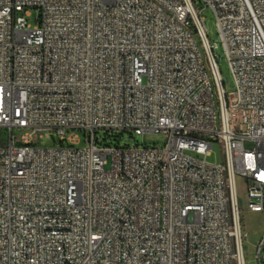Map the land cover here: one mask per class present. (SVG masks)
<instances>
[{
  "label": "built area",
  "instance_id": "1",
  "mask_svg": "<svg viewBox=\"0 0 264 264\" xmlns=\"http://www.w3.org/2000/svg\"><path fill=\"white\" fill-rule=\"evenodd\" d=\"M199 1L231 92L194 0H0V264H246L237 177L264 212V0ZM99 129L165 141L102 146ZM255 245L264 264V233Z\"/></svg>",
  "mask_w": 264,
  "mask_h": 264
},
{
  "label": "rangeland",
  "instance_id": "2",
  "mask_svg": "<svg viewBox=\"0 0 264 264\" xmlns=\"http://www.w3.org/2000/svg\"><path fill=\"white\" fill-rule=\"evenodd\" d=\"M197 9H201L200 13L204 18V23L207 28V34L209 36L211 43H216L217 48L215 49L216 59L219 65L222 79L224 81V87L227 92H231L235 89L234 79L229 66V61L225 52L224 45L222 43L219 30L217 27V20L214 12L211 8L203 6L199 0H194ZM37 12L35 10L31 11V14L27 17L28 23L32 26L36 25ZM22 131L15 129L14 133L19 136ZM95 136L98 139V143L102 146L104 145H115L117 142L124 143L125 140L130 139L132 142L138 141L147 143L149 145L156 144L159 147L164 145V136L161 134H146V135H136L128 132H121L119 130H104L99 129L95 131ZM81 141L77 145L79 147L86 146L85 133L81 130H75ZM8 133L0 128V140L2 138H7ZM57 140V137H54ZM33 142L41 146H52L55 144L52 137L48 138L45 135L42 137L39 134L33 135ZM67 145V143H65ZM192 154L191 151H188ZM207 161L210 163H220L223 160L222 150L218 143H215L211 152V155L207 156ZM238 183V193L241 203V224L243 232L246 233V237L243 241L244 257L246 264H254L253 252L256 249V242L260 236L264 233V212L251 213L245 207V198L243 194V186L241 185V178L237 177Z\"/></svg>",
  "mask_w": 264,
  "mask_h": 264
}]
</instances>
